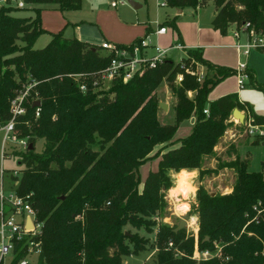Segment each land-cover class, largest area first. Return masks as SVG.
Wrapping results in <instances>:
<instances>
[{
    "label": "trees",
    "instance_id": "1",
    "mask_svg": "<svg viewBox=\"0 0 264 264\" xmlns=\"http://www.w3.org/2000/svg\"><path fill=\"white\" fill-rule=\"evenodd\" d=\"M22 1L33 16H15L13 12L22 8L9 0L0 3V126L13 118L11 101L31 85L22 102L25 112L15 116L14 129L33 147L14 152L21 167L20 177L13 178L19 180L20 194H31L36 220L42 224L35 264H121L124 257L146 250L149 242L137 231L125 230L128 225L147 232L154 229L152 264H264L263 172L249 171L248 161L238 155L202 169L206 158L216 157L215 146L232 124L233 109L247 106L236 93L208 100L209 92L237 70L204 59L201 48H183L178 62L166 56L128 81L115 77L104 88L100 74L112 55L100 45L58 32L44 47H33L45 32L41 6L53 5L63 12L78 9L81 0ZM208 1L164 0V6L196 9ZM212 1L211 26L222 35L233 23L236 29L248 23L255 32L264 30V0ZM167 23L178 32L174 19L160 25ZM151 33L147 28L145 36ZM200 66L204 75L199 80ZM245 72L248 84L264 93V84L247 68ZM163 81L176 99L172 124L161 123L157 115V88ZM82 82L85 91L80 90ZM248 116L253 124L264 125L263 115L251 110L245 112V121ZM190 117H194L190 133L175 145L178 127ZM39 138L44 140L43 149L34 153ZM93 144L99 149H92ZM250 144H264L263 136L255 135ZM156 146H161L157 167L141 181L138 169ZM224 167L236 175L230 192L212 195L202 185L197 188L188 211L197 216L196 235L185 227L175 232L178 224L155 221L153 216L165 215V192L174 186L171 173H177L176 181L184 172L187 180L189 172L182 169L212 174ZM20 248L18 243L9 264L24 256ZM203 250L214 255L196 259L194 252Z\"/></svg>",
    "mask_w": 264,
    "mask_h": 264
},
{
    "label": "rangeland",
    "instance_id": "2",
    "mask_svg": "<svg viewBox=\"0 0 264 264\" xmlns=\"http://www.w3.org/2000/svg\"><path fill=\"white\" fill-rule=\"evenodd\" d=\"M129 1H133L139 4L138 8H134ZM2 3V1L0 2ZM115 3V6L111 4ZM49 7H54L52 5H43L41 9L43 11H52ZM214 12V4L212 0H209L204 6L198 8L185 7L183 8L182 13H178L175 8L166 7L161 5V0H81V5L76 10H71L70 12H65L66 17H71L77 21L84 20L86 22L83 29H90L92 25L99 26L98 22L102 24V26L106 29L107 32H112L115 35H119L124 31L119 25V23H124L127 26L131 27H143L144 31L140 35L135 36L129 42H118L112 41L108 39L107 41L117 45H129L135 39L142 38L146 34V28L150 26L152 30L156 31L159 27V24L169 21L171 19L175 20V23L178 28V32L174 30L168 23L166 24L167 34L158 35L153 32L150 36V40L153 45L165 48L168 47L169 44H175L179 40H183L185 46L187 48H193L187 44L184 40V37L191 42H196L197 39L205 44H224L223 42H230V39L236 40L233 34L227 33L226 35H222L220 32L218 33V37H227L225 40H217L215 41L212 38V32L215 30L211 26V18ZM15 16L28 17L33 16L34 13L31 10V7L22 8L15 12H13ZM45 22L42 21V27L45 32L37 37L34 42V48H42L44 47L51 39V35L58 32H63V36L71 37L73 32L71 27H67L64 31V26H59V22L55 15H47L45 18ZM235 23H233L230 29L235 28ZM199 27L201 31H199ZM95 29V28H94ZM123 30V31H122ZM103 32V31H102ZM77 34V32L75 33ZM228 39V40H226ZM223 41V42H221ZM101 42V41H100ZM197 47V45H196ZM202 52L204 51V46L200 45ZM203 48V49H202ZM222 48L217 45L211 46L209 49H205L206 54L210 53L213 57H218L221 55H226L231 49H219ZM256 51V50H252ZM145 52L148 55L153 54L150 49H146ZM168 56H170L175 62H178L182 56H184L182 49H172L168 51ZM228 57V56H227ZM212 58V57H211ZM227 60L232 61L230 57ZM243 62H245L246 57H242ZM233 66H229L235 68ZM199 70L204 71V67L200 66ZM181 76L178 77L180 79ZM248 81V80H247ZM246 81L245 89H249L250 85ZM226 89H238V79L235 80L230 79L227 80L224 84ZM104 88H107L108 85L104 84ZM243 89V91L245 90ZM219 87L217 85L210 91L208 100H214L218 98ZM190 95V93H189ZM157 97L159 102H163L168 104L167 110L159 107L158 109V119L163 124H172L174 122V109H173V101L175 100L174 95L168 89L166 82L163 81L157 88ZM232 114L230 115V121L232 124L227 127L224 131L222 137L220 138L218 144L215 146L216 157L206 158L202 164V169L207 168H215L217 162L220 164L226 163L230 160H233L235 156H237V146L242 143L244 136L246 135L244 127L237 124L234 120ZM238 120V118H235ZM193 118L185 120L178 127L173 140H175V145H178V140L187 136L192 128ZM3 138L4 132L0 130V167L4 169V185L5 188L12 184V180L10 178V174L13 170H19L21 165L18 164V159L13 158H3ZM44 140L37 139L34 143V153H40L43 149ZM92 149L98 150V144L91 145ZM161 146H156L150 154V157L141 165L138 169V173L140 175L141 181H143L150 170H155L157 167L156 153L159 151ZM168 147H171L169 145ZM264 149V148H259ZM249 150V161H248V170L252 172H263L262 168V160H264L263 155L258 151L257 148H244L241 149V154L244 151ZM7 151V148H6ZM23 153V152H22ZM23 167V166H22ZM25 167V166H24ZM189 172L187 177V187L183 190H168L165 192V198L167 200V208L163 218H159L158 216H153L156 222L162 221L170 226L177 225L181 219L186 221L185 228L189 233L196 235L197 231L194 232L197 228V216L189 215L188 211L191 208V204L195 202V196L197 188L202 185L204 186L208 192L211 194L215 193H228L232 188V185L235 180V172L230 167H224L217 171V173L212 174H200L198 169L194 170H186ZM181 171V170H180ZM177 173H171V177L174 180L175 184V176ZM178 178V177H177ZM186 179V178H185ZM177 183V180H176ZM173 187V188H174ZM125 230L137 231L140 235H142L149 242L147 244L146 250L139 252L137 255H131L124 257V261L121 264H152L155 259L156 249L153 245H150L154 241V229L152 232H147L143 229L136 230L135 228L130 227L129 225L124 228ZM150 245V246H149ZM8 257H5L3 264H8ZM36 261H32L35 264Z\"/></svg>",
    "mask_w": 264,
    "mask_h": 264
},
{
    "label": "built area",
    "instance_id": "3",
    "mask_svg": "<svg viewBox=\"0 0 264 264\" xmlns=\"http://www.w3.org/2000/svg\"><path fill=\"white\" fill-rule=\"evenodd\" d=\"M1 1L3 2L4 0ZM9 2L17 8L25 7L22 0H9ZM111 5L115 6V3ZM161 5L164 6V0H161ZM154 32L156 34H164L167 32V28L166 26H159ZM232 34L236 39L234 46L240 54L247 55L251 50H264V30L255 32L249 27L248 23H244L239 29L234 28ZM242 35L245 36L244 43L240 42ZM100 47L106 54L112 55L109 65L100 74L102 83L107 85L115 77H121L123 82H126L143 67H154L168 56V51L171 48L153 45L150 35L143 37L139 43L133 45L129 44L119 47L117 44L103 41ZM174 48L183 50L181 44H176ZM146 49H153V54L148 55L145 52ZM245 69L244 63H239L238 69H236L239 88L244 87L245 80L248 78ZM203 75L204 71L199 70L198 79H202ZM74 76L80 77L79 74ZM30 86L11 101L10 112L13 118L0 126V130L4 132L2 148L5 150L6 158L9 159H19L18 156L14 155V152H26L29 148L28 138H18L16 136L14 118L16 115L25 112L22 102ZM80 90H86V85L83 82L80 83ZM38 110L39 108L36 110V116L39 115ZM204 112L207 113V110L205 109ZM233 120L244 127L247 135L264 136L263 125L253 124L250 116L243 122L235 120V118ZM13 177H20L19 170H13L10 174L12 184L6 189L4 185V169L0 167V262L3 263L5 257H8V261L10 262L14 256L17 244L21 243L22 248L20 249L23 250L24 256L18 260L17 264H33L32 261H37L38 255L41 252L39 234L42 224L36 220V211L33 207L31 194H20L17 191L19 180H15ZM213 255L209 250L194 252L196 259H208Z\"/></svg>",
    "mask_w": 264,
    "mask_h": 264
},
{
    "label": "crops",
    "instance_id": "4",
    "mask_svg": "<svg viewBox=\"0 0 264 264\" xmlns=\"http://www.w3.org/2000/svg\"><path fill=\"white\" fill-rule=\"evenodd\" d=\"M139 7H141V6H139ZM49 8L52 11L46 12V11H43V9H41V12H40L41 26H42V21L45 22V20H46L45 18L47 15H49V14L55 15V17L57 18V20L59 22V26H58L59 28L63 25H65L64 31L67 29V27L72 28V32H73L72 36L71 37L64 36L66 38L76 37L80 40L100 45L103 41H107L108 39H110L112 41H118V42H129L135 36L140 35L144 31L143 27H131V26L129 27L124 23H119L120 27L122 29H124V31L122 30L123 32H121L119 35H115L112 32H107L106 29L102 26V24L100 22H98L99 26L97 25V27H96V25L94 26L91 24V27L93 28L92 30L83 29L85 24H86V22L84 20L77 21L75 19H72L71 17L68 18L65 16V12H70L71 10L61 12V11L57 10L55 8V6L49 7ZM176 10L178 11V13L183 12V9H176ZM159 26H162V25L159 24ZM164 26H166V25H164ZM147 28L151 29L152 33L154 32V30H152V28L150 26H148ZM200 31H201V28L199 27L198 32H200ZM76 32H77V34H75ZM218 33H219L218 30H215L214 32H212V38L215 41L225 40V38H227V37H222V38L218 37L219 36ZM227 33L232 34V29H229ZM151 34H149V35H151ZM165 34H167V32L164 34H158V35L162 36ZM62 35H63V32H62ZM184 40L187 42L188 45H190L193 48H196V45L198 48H200V45L204 46V51L202 52L203 58L208 60L209 62H211L213 64H217V65H221V66H227V67L235 65L234 69H238L239 63H244L245 67L252 73L255 81H257L260 84H264V50H256V51L251 50L249 52V54L242 55L235 48L234 45L236 43V40H233V38L230 39L231 43L221 41L224 44H219V43H217V44H205V43H202L200 41V39L199 40L197 39L196 42H191L190 40H187L185 37H184ZM226 40H228V39H226ZM240 42H243V43L245 42V36L244 35H242L240 37ZM180 44L183 46V48H187L185 46V43L183 40H181ZM171 45L172 44H169L168 47H171L172 49H176V48H174V46L176 44L173 46H171ZM213 45H217V46L222 47L219 49H231V50L228 52V54H226V55L220 54L216 58V57L211 56L210 53L206 54V52H205V49L207 50ZM168 47H165V48H168ZM150 50L153 52V49H150ZM177 50H179V49H177ZM183 53H184V51H183ZM227 56L230 57V59H232V61L227 60V58H228ZM242 57H246L245 62H243ZM236 77H237V75L229 76L217 84V88L219 87L218 97L225 95V94H228V93H236L238 96V99L240 101L247 103V106L244 108V110L238 109L240 112H242L244 114L245 112L248 113V111L252 110L257 114L264 116V93L255 87L253 88L252 86H250V88L246 90L245 86H246V81L248 78L245 80L244 87H242V88H239V86H238V89H231V88L226 89V87H224L225 86L224 84H225V82H227V80H230V79L235 80ZM237 79H238V77H237ZM243 89H245V90L243 91ZM209 94H210V92H209ZM209 94H208V97H209ZM175 101H176V99L173 101V106L175 104ZM192 118H193V123H194V117H192ZM263 129H264V125H263ZM246 135L244 136L242 143L237 146L236 154L239 156V158L241 160L249 161V157H248L249 150L244 151L243 154H241V152H240L241 149L244 150L245 147L246 148H248V147L249 148H257L258 151L263 155V158H264V149H259V148H264V144L252 145V144H250V141H251V139H253L254 136H250V135L246 136ZM263 139H264V136H263ZM261 163H264V160H262ZM179 175H184V178H186V173H184V172L180 173ZM185 181H186V179H185ZM175 184H176V181H175ZM173 187L171 188V190L173 189ZM231 189H230V191H231ZM123 261H124V259H123Z\"/></svg>",
    "mask_w": 264,
    "mask_h": 264
},
{
    "label": "water",
    "instance_id": "5",
    "mask_svg": "<svg viewBox=\"0 0 264 264\" xmlns=\"http://www.w3.org/2000/svg\"><path fill=\"white\" fill-rule=\"evenodd\" d=\"M130 4L134 7V8H138L139 7V4L133 2V1H129ZM39 104V102H36L35 105L37 106ZM158 106L162 109H165L167 110V107L168 105L166 103H163V102H159L158 103ZM232 116L234 118H238V120L240 122H243L244 121V114L242 112H240L237 108L233 109L232 111ZM32 144L29 145V149H32ZM19 164V163H18ZM214 195V194H212ZM63 198V197H62ZM186 225V221L184 219H181L178 223V225L175 227L174 231L177 232L179 231L180 229H182L183 227H185ZM205 239H207V237H205Z\"/></svg>",
    "mask_w": 264,
    "mask_h": 264
},
{
    "label": "bare ground",
    "instance_id": "6",
    "mask_svg": "<svg viewBox=\"0 0 264 264\" xmlns=\"http://www.w3.org/2000/svg\"><path fill=\"white\" fill-rule=\"evenodd\" d=\"M187 187V183L185 181L184 175H179L177 178V183L176 187L173 188V190L178 191V190H183L184 188Z\"/></svg>",
    "mask_w": 264,
    "mask_h": 264
}]
</instances>
